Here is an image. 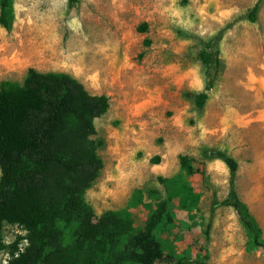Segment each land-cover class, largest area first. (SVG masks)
Wrapping results in <instances>:
<instances>
[{
	"label": "rangeland",
	"instance_id": "obj_1",
	"mask_svg": "<svg viewBox=\"0 0 264 264\" xmlns=\"http://www.w3.org/2000/svg\"><path fill=\"white\" fill-rule=\"evenodd\" d=\"M257 1L13 0L14 25L0 26V85L23 83L33 68L68 74L109 98L95 121L104 167L86 200L97 218L128 210L141 227L171 200L174 222L158 236L165 252L158 264H264L235 210L221 205L230 170L211 155L237 161L236 191L264 239V0L256 23L237 20ZM228 25L219 76L200 108L202 42ZM20 234L6 225L5 243ZM0 260L7 264V255Z\"/></svg>",
	"mask_w": 264,
	"mask_h": 264
},
{
	"label": "trees",
	"instance_id": "obj_2",
	"mask_svg": "<svg viewBox=\"0 0 264 264\" xmlns=\"http://www.w3.org/2000/svg\"><path fill=\"white\" fill-rule=\"evenodd\" d=\"M71 6L79 0H68ZM263 0L237 20L258 21ZM13 0H0V26L11 30ZM202 42L206 87L195 95L204 108L221 68L219 44L225 31ZM110 108L106 95H93L74 77L29 69L23 83L0 85V254L7 264H158L165 257L158 236L174 222L171 200L157 204L144 227L128 210L108 211L99 218L86 200L104 167L98 155L96 119ZM229 168L230 192L221 205L231 207L264 251L263 232L235 188L239 165L223 152H211ZM157 162L160 158L156 159ZM182 169L194 173L187 156ZM187 201L198 196L185 187ZM6 225L24 234L6 244ZM0 264H5L0 260Z\"/></svg>",
	"mask_w": 264,
	"mask_h": 264
}]
</instances>
